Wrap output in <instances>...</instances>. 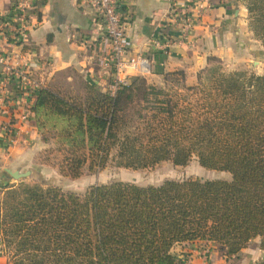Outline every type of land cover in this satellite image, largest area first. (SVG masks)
Segmentation results:
<instances>
[{"label":"trees","instance_id":"16d2710c","mask_svg":"<svg viewBox=\"0 0 264 264\" xmlns=\"http://www.w3.org/2000/svg\"><path fill=\"white\" fill-rule=\"evenodd\" d=\"M246 9L264 49V0H251ZM205 72L209 84L199 75L196 86L183 87L186 96L141 77L114 96L89 84L76 98L40 89L29 120L40 137L51 119L67 122L54 150L65 176L196 160L231 180L114 182L82 195L38 183L5 184L0 251L7 264H185L187 245L200 241L228 258L253 240L264 253V68L261 75L224 73L216 65ZM174 77L183 71L166 73L165 84ZM15 119L6 121L9 130Z\"/></svg>","mask_w":264,"mask_h":264},{"label":"crops","instance_id":"0c3cea01","mask_svg":"<svg viewBox=\"0 0 264 264\" xmlns=\"http://www.w3.org/2000/svg\"><path fill=\"white\" fill-rule=\"evenodd\" d=\"M190 1L197 6L194 11H199V21L181 40L177 30L170 27L163 30L169 0H127L123 8L127 16V56L144 59L148 72L143 74L127 67L123 76L127 79L148 76L158 82L166 73L180 70L185 74V84L193 85L210 56L219 59L232 56L240 40L249 37L243 12L234 8L231 0ZM11 7L12 0H0V15L9 14ZM161 29L171 40L165 51L152 44ZM2 49L19 56L27 70L36 73L43 81L44 88L54 89L65 70L74 71L86 84L101 90L109 85L110 75L101 65V59L108 52V43L102 25L94 18L85 0H45L38 11V25L28 34L23 46ZM2 72L0 65V90ZM16 87L13 82L6 88L14 99L21 98L20 101L17 99L19 103L10 106V112L0 115V189L8 176L4 169H29L43 146L32 118L27 122L19 120L27 104L22 101L24 95L16 92ZM34 104L35 98L27 106L30 109ZM12 114L16 117L13 126L16 133L7 136L1 127L7 125ZM204 247L210 249L207 261L200 254ZM187 251L190 264H257L264 259L257 240L251 241L237 257L231 258L225 257L217 245L204 241L187 245ZM0 264H7L1 251Z\"/></svg>","mask_w":264,"mask_h":264},{"label":"rangeland","instance_id":"374dc122","mask_svg":"<svg viewBox=\"0 0 264 264\" xmlns=\"http://www.w3.org/2000/svg\"><path fill=\"white\" fill-rule=\"evenodd\" d=\"M231 1L234 2V8L241 9L243 12L244 24L247 26L249 37L246 36V39L240 40V44L232 56L230 54L229 57L224 59L214 57L218 60V63H211L209 66L207 63L208 67L205 66L197 74L196 82L193 84L194 86H196L195 84H198L197 82L200 76L202 78L201 82H205L207 86V73L205 71L212 65L220 67L221 72L224 73L245 72L247 74L253 73L255 75H261L263 73L264 49L262 42L253 31L249 13L246 9L247 4L250 3L251 0ZM211 58H213V56H210L208 59ZM135 77L143 78L147 85H153L157 88L167 87L166 90L171 88L170 93L174 92L173 94L177 93L185 96L187 94L183 88L187 85L185 82L183 83V78L185 81V74L182 78L174 77L175 79H170L167 84H165L164 76L158 82H154L148 78V76L137 75L129 79V82H131ZM85 86L86 83L82 80L79 74L74 71L65 70L58 77L55 88L60 94L66 97L76 98L86 95ZM66 125L67 122L59 118L55 120L51 119L48 123H46V127H44L41 131L42 137H40L41 140L45 139V142L42 141V149L34 158V162L31 164L29 169L25 170L30 172L29 176L20 180H13L8 176L5 177V181L2 182L3 187L0 189V201L5 191L4 185L6 184L9 186L19 182L29 184L38 183L45 187H56L65 193L82 195L91 186L105 185L114 182L131 183L138 186H158L167 180L177 181L188 178H198L202 180H231V176L228 173L206 170L200 167L196 160L190 161L186 166H175L171 162L166 161L159 163L154 168L144 170H130L108 166L101 171L89 172L85 170L78 178H71L59 172L56 163L61 159V157L54 151L58 147V140L55 135L59 134L60 131L66 127ZM25 171L19 172L23 173ZM6 257H9V260L12 261L9 255Z\"/></svg>","mask_w":264,"mask_h":264},{"label":"built area","instance_id":"2783aa9c","mask_svg":"<svg viewBox=\"0 0 264 264\" xmlns=\"http://www.w3.org/2000/svg\"><path fill=\"white\" fill-rule=\"evenodd\" d=\"M45 0H12V7L7 15H0V65L3 67L0 90V115L5 111V107L15 106L17 99H14L6 87L8 84H17L16 92L23 94L22 101L29 104L36 98L37 92L43 88V81L36 73L30 72L26 64L18 56L6 52L3 47H22L28 34L38 25V11ZM90 6L94 18L102 25L103 35L108 43V52L101 59L102 67L109 73V85L105 89L110 96L122 86L129 83V79L123 76L124 70L130 67L133 70L147 73L148 64L140 57H128V46L126 41L127 16L123 8L127 0H85ZM197 6L190 0H169V6L165 17V28L177 30L184 40L199 21V11L195 13ZM200 9V8H199ZM162 29L158 31L152 44L164 51L171 45L169 36L164 34ZM21 59V60H20ZM21 61V62H19ZM20 96V95H19ZM22 110L19 120L27 122L29 120L30 109L28 106ZM5 135L10 136L16 133V128L10 130L6 123L1 127ZM210 249L204 247L201 256L207 258ZM188 256L185 264H190Z\"/></svg>","mask_w":264,"mask_h":264},{"label":"water","instance_id":"95a60500","mask_svg":"<svg viewBox=\"0 0 264 264\" xmlns=\"http://www.w3.org/2000/svg\"><path fill=\"white\" fill-rule=\"evenodd\" d=\"M4 171L6 172L8 177H10L13 180H20V179L26 178L30 174L29 171H25L23 173H20L19 171H12L10 169H4Z\"/></svg>","mask_w":264,"mask_h":264}]
</instances>
